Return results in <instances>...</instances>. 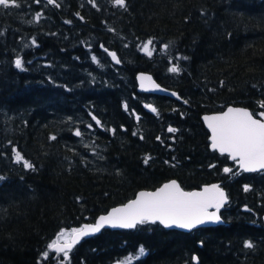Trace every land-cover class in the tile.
<instances>
[{"label":"trees","instance_id":"obj_1","mask_svg":"<svg viewBox=\"0 0 264 264\" xmlns=\"http://www.w3.org/2000/svg\"><path fill=\"white\" fill-rule=\"evenodd\" d=\"M16 2L0 6V264H264V169L212 150L201 118L233 105L264 119V0ZM139 72L179 98L139 91ZM169 179L218 182L224 223L49 248Z\"/></svg>","mask_w":264,"mask_h":264},{"label":"snow or ice","instance_id":"obj_2","mask_svg":"<svg viewBox=\"0 0 264 264\" xmlns=\"http://www.w3.org/2000/svg\"><path fill=\"white\" fill-rule=\"evenodd\" d=\"M53 3L54 0H48ZM120 6L125 5V0H115ZM0 6H19L16 0H0ZM151 44V41L148 42ZM113 60H117L115 53H110ZM117 63L119 61L117 60ZM15 66L23 70L22 61L17 59ZM177 67H172L170 71L176 72ZM150 79L141 77V80ZM175 95V93H173ZM264 107V102H261ZM152 111H155L153 108ZM264 116V113H261ZM208 127L212 132V148L218 149L221 153H228L233 160H238L240 167L244 171H256L264 169V121L254 118V115L245 109L229 108L227 112L213 117H205ZM99 123V121H97ZM170 132L175 129L169 128ZM76 135H80L79 132ZM135 135V133H134ZM55 139V137H53ZM15 151V150H14ZM15 158L19 162L23 159L19 152L15 153ZM25 167H32L25 162ZM225 172L231 171L228 168ZM226 202L224 192L217 186L205 188L203 193L184 192L176 181H171L155 192H141L137 198L122 208L113 209L108 216L100 217L95 225H86L83 228L71 230L72 239L61 246L53 242L49 248H54L55 252L63 253L67 258L72 247L79 243L83 236L97 232L103 224H110L112 227L132 228L137 223L145 221H159L166 227L176 226L182 229L191 230L197 225L207 222H219L217 215L219 209ZM209 208H215L216 212H209ZM65 233L61 232L60 236ZM246 248H253L250 241H246ZM144 253V249H140ZM48 253H45L47 256ZM197 258L193 257L195 261Z\"/></svg>","mask_w":264,"mask_h":264},{"label":"water","instance_id":"obj_3","mask_svg":"<svg viewBox=\"0 0 264 264\" xmlns=\"http://www.w3.org/2000/svg\"><path fill=\"white\" fill-rule=\"evenodd\" d=\"M110 53H114V52L109 51V54H110ZM110 56H111V55H110ZM111 58H112V56H111ZM116 58H117V60H118L119 63H120V60L118 59L117 56H116ZM112 60H113V58H112ZM117 60H113V62H114V63H117ZM119 63H117V64H119ZM141 77L150 78V79H144V80H141ZM136 80H137V85H138V86H137V89H138L139 91L148 92V93L164 94V95H168V96H170V97L179 98V96H178V94H177L176 91L169 90V89L165 88L164 86L160 85V84L154 79V77H153L150 73H148V72H139V73L136 75ZM173 93H175V95H173ZM229 108H234V109H245V110H247L248 112L252 113L251 110H250L249 108H247V107H244V106H233V105H228V106H226V108H225L224 110H222V111H219V112H213V113H205V114H203L202 117H201V118H202V121H203V123H204V125H205V127H206L207 130L209 131V141H210L209 147H210L212 150H216V151L219 152V153H221V152H220L218 149H213V148H212V139H211V137H212V132H211V129L208 127V123H207V121L205 120V117H213V116L221 115V114H223L224 112H227V110H228ZM252 114H253V113H252ZM254 118H256V119H260V120L264 121V119H261V118L255 116V115H254ZM221 154H225V155H227L231 160H233V159L231 158V156H230L228 153L225 152V153H221ZM238 165H239V169H240V170H243V169L240 167L239 162H238ZM259 170H263V169H257L256 171H259ZM243 171H244V170H243ZM245 172H249V171H245ZM250 172H253V171H250ZM171 181H176V183L180 186V188H181L184 192H197V193H203L205 188H210V187L213 186V185H217V186H218V187L224 192L225 197H226V202L228 201V197H227L226 190H225L224 188H222L218 182H212V183L203 184V185H202L201 187H199V188L185 189V188H183V187L181 186V184L179 183V181H178L177 179H169V180L163 182L161 185L157 186V187L154 188V189H139L138 191H136L135 195H134L131 199L127 200V201L124 202V203H121V204H118V205L112 206V207L109 208L106 212L99 214V215L95 218L94 221L83 223V224H82L80 227H78L77 229H79V228H83V227L86 226V225H95V224H97V222H99V220H100V217H102V216L106 217V216L109 215V213L112 212L113 209L122 208L123 206L127 205L129 202L135 200V199L137 198V196H138L139 193H141V192H155L157 189L163 187V185L168 184V183H170ZM226 202L223 204V206H222V207L219 209V211L217 212V215L220 217V221H219V222H207V223H205V224H203V225H197L195 228L202 227V226H214V225H220V224H223V223H224V219H223L222 216H221V210L225 207ZM208 211H209V212H216V209H215V208H209ZM148 222H152V221H148ZM155 222L160 223L158 220L155 221ZM137 224H138V223H137ZM137 224H136V225H137ZM160 224H161V223H160ZM263 224H264V216H263ZM136 225H135V226H136ZM161 225H163V226H164L165 228H167V229H176V230H180V231H184V232H189V231L195 229V228H193V229H191V230H188V229L178 228V227H176V226H174V225L171 226V227H166L164 224H161ZM135 226H134V227H135ZM132 228H133V227H132ZM103 229H122V228H121V227H112L110 224L105 223V224H103V226L100 228L99 231L94 232V233H91V234H89V235H87V236H83V237L79 240V242H81V240H83V239L90 238V237H92L93 235H96V234L100 233ZM124 229H128V228H124ZM71 239H72V234H71V236H70V239L67 240V241H70ZM54 242H55L56 244L62 246L66 241H63V240H56V241H54ZM51 244H53V243H51ZM77 244H78V243H76V244L72 247V249H73ZM50 249H51L53 252H55L54 248H50ZM55 253H56V254H59V253H57V252H55ZM193 257H196L197 259L195 260V262H198V257H197V255L194 254Z\"/></svg>","mask_w":264,"mask_h":264},{"label":"rangeland","instance_id":"obj_4","mask_svg":"<svg viewBox=\"0 0 264 264\" xmlns=\"http://www.w3.org/2000/svg\"><path fill=\"white\" fill-rule=\"evenodd\" d=\"M143 48L146 49V50H148V46H147L146 44L144 45ZM71 230H72V229H71ZM71 230L66 231V232H65V235H64V236H61V237L59 238V240H63V241L69 240V239H70V236H71V234H72ZM129 258H131V257H127L124 261H127Z\"/></svg>","mask_w":264,"mask_h":264}]
</instances>
